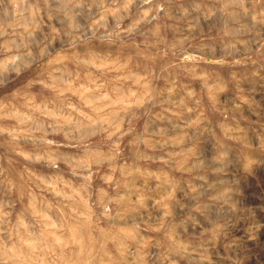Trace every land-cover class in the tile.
Listing matches in <instances>:
<instances>
[{"label":"rangeland","instance_id":"374dc122","mask_svg":"<svg viewBox=\"0 0 264 264\" xmlns=\"http://www.w3.org/2000/svg\"><path fill=\"white\" fill-rule=\"evenodd\" d=\"M0 264H264V0H0Z\"/></svg>","mask_w":264,"mask_h":264}]
</instances>
